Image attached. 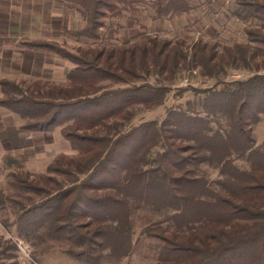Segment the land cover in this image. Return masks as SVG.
Returning a JSON list of instances; mask_svg holds the SVG:
<instances>
[{
    "label": "trees",
    "instance_id": "1",
    "mask_svg": "<svg viewBox=\"0 0 264 264\" xmlns=\"http://www.w3.org/2000/svg\"><path fill=\"white\" fill-rule=\"evenodd\" d=\"M63 1L83 12L78 37L96 41L107 16L135 10L144 0ZM194 2L148 0L155 18L187 13ZM234 2L240 18L256 19L263 28H246L247 42L222 49L200 38L186 44L151 34L75 52L56 40L25 42L73 66L63 84L0 79V106L26 119L25 131L59 127L76 153L57 154L47 173L12 174L17 186L38 196L16 218L19 235L45 225L49 236L76 246L69 253L86 264L98 263L105 250L120 259L133 246L131 205L146 204L170 211L166 218L174 226L144 229L162 241L154 264H264V140L256 145L252 132L264 114V0ZM229 63L251 66L255 73L219 88L181 87L178 94L198 95L185 108L171 107L159 121L119 130L137 106L161 105L169 92L165 85L137 84L141 72L153 70L165 81L181 68L213 77ZM107 81L122 86L104 88ZM213 117L224 118L226 128L213 129ZM157 145L161 149L149 161ZM233 154L244 156L248 168L233 164ZM205 162L224 175L222 190L196 174L193 167Z\"/></svg>",
    "mask_w": 264,
    "mask_h": 264
},
{
    "label": "rangeland",
    "instance_id": "2",
    "mask_svg": "<svg viewBox=\"0 0 264 264\" xmlns=\"http://www.w3.org/2000/svg\"><path fill=\"white\" fill-rule=\"evenodd\" d=\"M6 2L13 3V20L22 25L19 29L20 43L26 40H56L73 52L79 47L102 44L117 46L124 42H134L149 34L170 40L181 38L186 44L200 38L213 42L222 49L225 45L247 42L246 28H263L256 19L240 18L235 13L237 6L234 0H195L189 12L167 18H155L148 0H144L135 10H123L107 16L105 25L101 28V37L92 41L76 34L84 23V16L82 10L75 5L63 0H0V5L4 6ZM26 48L28 51L25 50L23 54L24 57L29 55L32 60L30 70L27 73L19 70L14 75L0 79L18 83L37 79L49 83L66 82V73L73 66L70 61L54 53ZM261 71L264 72V68ZM254 73L251 66L242 63L226 64L213 77H206L197 69L181 68L172 81L163 80L153 70L141 72L137 84L165 85L169 92L161 105L152 108L137 106L131 120L118 125V128L124 131L142 121H159L168 108H185L186 102L195 100L198 95L190 90L178 94L177 90L181 87L191 85L201 89L219 88L225 82L246 79ZM102 84L104 88L122 86L108 81ZM13 114L12 130L10 124L7 132L6 126L0 125V264H86L69 253L78 249L76 246L49 236L45 225L24 236L17 232L16 218L21 208L37 201L38 196L17 186L12 174L23 172L34 177L47 173V166L57 154L72 155L76 150L71 149L70 144L61 136L59 127L51 132L25 131L22 126L26 119L17 113ZM211 126L213 129H223L227 123L224 118L213 117ZM252 132L255 144L260 145L264 140V114L253 125ZM160 149L158 145L154 147L148 160L151 161ZM231 159L239 168H248V161L244 156L233 154ZM193 169L197 175L205 177L213 189L222 190L219 181L224 175L217 166L205 162L195 165ZM57 177L65 180L64 184L70 183L63 176ZM131 210L132 249L120 259L111 257L108 250H105V256L96 264H154L157 261L162 241L147 235L144 229L154 224L168 230L173 229L174 226L166 218L170 211L163 207L137 203H132Z\"/></svg>",
    "mask_w": 264,
    "mask_h": 264
},
{
    "label": "crops",
    "instance_id": "3",
    "mask_svg": "<svg viewBox=\"0 0 264 264\" xmlns=\"http://www.w3.org/2000/svg\"><path fill=\"white\" fill-rule=\"evenodd\" d=\"M13 8L14 6L11 2H6L4 6L0 5V78L14 75L19 70L27 73L32 66L30 56L27 55L24 57L23 54L25 50L28 51L25 45L27 40L20 43L19 29L22 25L20 22H15V20H13ZM9 14H11L10 19ZM1 95L0 89V96ZM13 113L14 112L0 106V125L6 126L5 132H7L9 124L12 130Z\"/></svg>",
    "mask_w": 264,
    "mask_h": 264
}]
</instances>
